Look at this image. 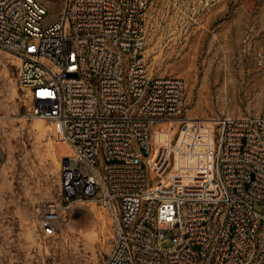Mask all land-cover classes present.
<instances>
[{"label":"built area","instance_id":"obj_1","mask_svg":"<svg viewBox=\"0 0 264 264\" xmlns=\"http://www.w3.org/2000/svg\"><path fill=\"white\" fill-rule=\"evenodd\" d=\"M146 9L147 0H62L44 23L41 0H0V49L18 59L16 80L31 103L24 117L46 121L70 149L60 201L92 202L113 216L102 264L260 260L264 115L218 121L214 176L194 187L172 176L161 188L150 185L153 131L182 123L185 86L177 76L149 73ZM60 212V203L40 209L44 236L56 233Z\"/></svg>","mask_w":264,"mask_h":264},{"label":"rangeland","instance_id":"obj_2","mask_svg":"<svg viewBox=\"0 0 264 264\" xmlns=\"http://www.w3.org/2000/svg\"><path fill=\"white\" fill-rule=\"evenodd\" d=\"M41 1L48 23L62 0ZM145 26L149 73L177 76L185 86L182 123L153 131L149 182L161 188L172 176L194 187L215 175L218 121L264 115V0H147ZM17 67L0 49V264H102L113 216L92 202L60 201L61 157L70 151L46 121L24 117L31 103ZM49 203L61 212L56 233L44 236L38 216Z\"/></svg>","mask_w":264,"mask_h":264},{"label":"bare ground","instance_id":"obj_3","mask_svg":"<svg viewBox=\"0 0 264 264\" xmlns=\"http://www.w3.org/2000/svg\"><path fill=\"white\" fill-rule=\"evenodd\" d=\"M41 121H42V120H41ZM38 127H39V126H38ZM68 148H69V147H68ZM69 151H70V149H69ZM70 154H71V153H70ZM70 154H69V155H70ZM69 155L66 154V155H64V156L66 157V156H69ZM62 157H63V156H62ZM62 157H61V159H62ZM63 163H64V162H62V165H63Z\"/></svg>","mask_w":264,"mask_h":264}]
</instances>
